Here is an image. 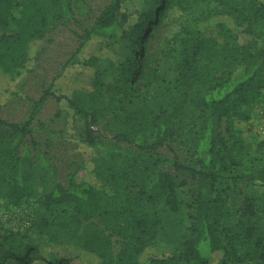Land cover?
<instances>
[{"label": "rangeland", "instance_id": "1", "mask_svg": "<svg viewBox=\"0 0 264 264\" xmlns=\"http://www.w3.org/2000/svg\"><path fill=\"white\" fill-rule=\"evenodd\" d=\"M183 1H187L184 6L172 7L157 19L155 11L162 9L165 0H142L140 10L152 11L143 40L92 41L81 54V66L66 70L64 67L78 49V37L84 31L71 21L57 27L51 24L46 38L31 45V61L21 79L13 80L0 71L1 117L9 123L26 122L33 111L26 96L37 101L55 83L54 91L60 95L70 96L75 90L93 95L100 116L92 127L95 135L106 142L119 133L147 141L153 125L165 116L180 134L171 144L180 162L195 166L193 142L202 124L197 94L230 71L233 60L224 62L220 47L229 46L225 56L234 54L238 47L256 48V40L247 31L249 27L257 32L263 30L264 13L256 14L249 0ZM109 5V0H73L74 16L90 28ZM15 29L10 24L7 31L12 33ZM196 46L201 49L197 56ZM84 63L91 68L83 67ZM21 87L23 91L16 96ZM258 107L253 103L245 109L250 120L232 121L236 144L225 133V124L223 127L228 140L227 163L235 162L230 166L231 176L217 182L223 200L219 221L225 243L235 231L246 200L253 203L255 219L264 234V186L242 176L244 169H264V139L253 133ZM33 129V137H27L23 146L32 152L34 178L27 184L19 207L7 202L6 188L0 180V253L5 250L3 238L19 232L24 236L18 238L22 246L45 247L59 259H67L64 264H130L129 256L137 253L139 246L136 223L144 213L160 219L155 245H179L190 237L193 211L189 206L197 193V183L174 169L171 151L163 149L151 157L124 146L130 163L139 161L152 171L165 170L177 183L185 181V186L177 190L178 213L171 212L164 197L151 202L139 200L130 184L122 179L110 185L101 180L97 176L100 169L104 175L117 173L119 177L124 171L113 162L109 150L96 157L91 150L78 148L75 135L85 133L86 122L72 118L55 99L50 98L39 111ZM47 132L54 137L50 139ZM9 137L10 132L0 129V165L8 159L4 155L9 152ZM32 141L36 142L35 148ZM42 158L49 167L41 163ZM72 178L86 181L102 192L104 198L97 216L84 219L73 204L48 208L44 205L45 196L56 182L68 187ZM98 231L107 241L102 258L87 250ZM249 248L248 243L236 244L235 253H245ZM157 256L156 250L149 248L141 256L137 254L138 264H149ZM39 257L37 253L28 259L34 262ZM1 262L19 264L10 258Z\"/></svg>", "mask_w": 264, "mask_h": 264}, {"label": "trees", "instance_id": "2", "mask_svg": "<svg viewBox=\"0 0 264 264\" xmlns=\"http://www.w3.org/2000/svg\"><path fill=\"white\" fill-rule=\"evenodd\" d=\"M110 5L101 13L92 27L84 26L74 15L73 0H0V71L19 80L23 77L28 62L31 61L30 48L36 42L43 41L49 29L71 21L82 27L84 34L79 35V46L73 56L67 61L64 70L75 65L81 66L80 57L92 41L111 42L116 39L124 41L143 40L142 35L151 23V13L141 11L142 0H109ZM253 11L263 16L264 0H249ZM162 9L154 17L160 19L168 9L185 5L183 0H165ZM263 30L257 32L249 27L248 31L256 40V48L250 50L238 47L234 54H225L229 46L220 47L224 54V62L232 58L230 71L218 82L212 83L207 90L197 94L198 104L202 111L200 134L193 142V153L196 158L195 166L180 162L172 142L180 137L178 130L164 118L157 121L151 130L150 138L145 141L137 139L129 133L114 135L112 141L106 142L92 127L100 116L99 106L93 95L82 90H75L70 96L60 95L54 91L55 83L43 91L39 100L34 101L33 111L26 122L22 124L9 123L1 117L0 129L10 132L8 141L9 152L6 161L0 165V180L6 188L5 197L12 207H19L26 193L27 184L34 178L32 152L23 146L27 137H33V123L39 111L50 99H55L70 113L72 118H82L86 122L85 133H77L75 140L78 148L83 146L91 150L97 157L100 152L109 150L111 159L123 169L122 177L116 173L104 175L102 169L97 176L111 184L119 181L130 184L139 200L154 201L164 197L167 207L173 213L180 211L178 188L185 186V181L177 183L175 178L165 170L152 171L150 166L139 161L132 163L127 159L125 149L131 147L139 155L154 156L163 149L173 154V167L177 172L188 174L197 183V193L190 208L191 234L179 245L157 246L154 240L160 225V219L155 214L144 213L137 221L138 232L136 242L139 244L137 253L129 256L130 264H138V255L147 249L154 248L157 257L151 258L149 264H264V234L256 221V211L253 203L245 201L243 213L238 220L234 233L230 234L225 243L222 237L221 204L223 200L217 191V182L228 179L230 166L235 162L227 163L225 152L228 150V140L236 144L232 132L234 119L250 120L245 109L251 104L260 105L264 102V20L261 19ZM10 24L16 29L10 33ZM195 56L201 51L196 46ZM239 63V64H238ZM238 64V65H237ZM83 67L91 68L84 63ZM136 73L135 75H137ZM134 75V76H135ZM191 79L189 78V84ZM23 85V83H22ZM23 88H17L16 96ZM226 125V132L223 127ZM49 138L54 136L47 132ZM66 137V136H65ZM35 148L36 142L32 141ZM124 146L126 148H124ZM22 147V148H21ZM100 157V156H99ZM41 163L49 167L44 158ZM242 176L246 180H255L264 186V169H244ZM239 178L240 177L239 175ZM103 194L92 184L72 178L68 187L56 182L53 190L45 196L44 205L48 207L73 204L77 214L84 219L97 216ZM23 234L11 232L3 238L4 251L0 253V264L7 258L16 260L19 264H64L67 259H59L55 253H50L45 247L22 246ZM250 248L245 253H235L236 244ZM107 241L102 232L95 233L87 244V250L102 258L106 253ZM24 250V253L20 252ZM29 250V251H28ZM31 251V252H30ZM5 252V253H4ZM40 257L34 262L32 255ZM217 255L220 259L217 261Z\"/></svg>", "mask_w": 264, "mask_h": 264}, {"label": "built area", "instance_id": "3", "mask_svg": "<svg viewBox=\"0 0 264 264\" xmlns=\"http://www.w3.org/2000/svg\"><path fill=\"white\" fill-rule=\"evenodd\" d=\"M253 133L264 139V102H262L253 120Z\"/></svg>", "mask_w": 264, "mask_h": 264}]
</instances>
